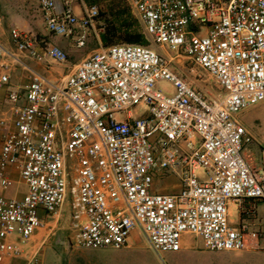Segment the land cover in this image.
Here are the masks:
<instances>
[{
    "label": "built area",
    "instance_id": "built-area-1",
    "mask_svg": "<svg viewBox=\"0 0 264 264\" xmlns=\"http://www.w3.org/2000/svg\"><path fill=\"white\" fill-rule=\"evenodd\" d=\"M75 2L40 5L46 31L80 48L99 8L82 4L78 16ZM128 2L155 44L183 55L213 85L122 43L92 51L57 80L31 73L23 92L8 91L14 130L1 141L0 188L14 170L26 191L0 196V264H40L37 252L28 255L30 238L43 227L54 235L63 211L81 249L120 250L138 230L158 256L177 252L183 234L210 252L264 251V145L250 166L242 153L252 139L236 119L264 101V0ZM10 40L30 59L66 61L60 48L38 50L17 29ZM4 57L18 61L0 44ZM8 83L0 64V89ZM139 106L144 114L131 116ZM175 170L177 191H152L157 172Z\"/></svg>",
    "mask_w": 264,
    "mask_h": 264
},
{
    "label": "rangeland",
    "instance_id": "rangeland-1",
    "mask_svg": "<svg viewBox=\"0 0 264 264\" xmlns=\"http://www.w3.org/2000/svg\"><path fill=\"white\" fill-rule=\"evenodd\" d=\"M90 4L96 5L99 8V17L95 22L94 29L89 28L86 30L84 45L76 48L71 38H64L66 48L53 44L52 46L60 48L65 53L66 61L64 64H58L48 58L41 61L28 58L26 63L28 66V81H30L31 73L40 74L48 80H53V76L56 77L57 72H61L64 76L73 68L71 60H73L74 54L78 53L84 56L90 53L92 49L97 50L101 47L127 43V39L132 36L133 32H137L143 36L144 43L141 45L154 51L162 59L169 61V66L174 72L180 74L182 77L188 75L190 78L199 75L202 80H206L205 84L209 87L213 85V81L183 55H176L166 46L155 44L144 33L143 26L131 10L128 0H92ZM15 13L21 17L25 16V18L30 16L36 22L37 29L39 28L41 31L46 32L40 0H0V30L4 33V43L0 41V44H4V47L10 49L11 52H15V49L10 40V31L17 29L22 33H27L26 29L28 28L24 24H12L10 22L9 16L15 15ZM25 21L27 20L25 19ZM48 36L50 37L52 34L47 32V35H42L38 31L36 40H31L33 47L38 50H43L49 46V44H45ZM103 36L106 37V45L102 41ZM7 58L4 57L2 60L5 61ZM139 114H144L142 108L139 109ZM237 117L238 120L241 118L243 125L247 127L248 136L252 139L251 144L245 145L242 153L243 157L250 166H255L257 149L260 145L264 144V101L248 107L239 113ZM159 173L164 174L159 175ZM156 175L158 176L154 177L152 191H177L179 186L178 170L157 172ZM9 179V187L3 189L9 194L4 197L21 199L25 194L26 187L19 179L18 173L12 174L9 176ZM232 218L234 220L236 218L233 208ZM56 227L58 231L54 235H47L48 229L43 227L31 236V238L36 237L39 240V247L37 246L38 248L33 252H37L36 258L40 264H71L72 261H67L68 253L85 251L73 245L69 232L66 230L65 211L60 216ZM135 232L130 234V237H132L131 245L126 249L118 251L127 257V261L123 264H174L172 254L163 253L158 256L149 248L145 240L140 239L142 238L140 232L138 230ZM187 236L191 237L192 235L187 234ZM105 252L111 253L115 251ZM240 252V257H235L227 253L216 254L203 250L197 256L198 260L203 261L205 264H264V251L243 250ZM191 256V260L184 261L182 264H197L195 255L192 254Z\"/></svg>",
    "mask_w": 264,
    "mask_h": 264
},
{
    "label": "crops",
    "instance_id": "crops-1",
    "mask_svg": "<svg viewBox=\"0 0 264 264\" xmlns=\"http://www.w3.org/2000/svg\"><path fill=\"white\" fill-rule=\"evenodd\" d=\"M24 1H28V0H24ZM91 1L92 0H76V2L74 3L75 13L78 16H80L81 5L82 4L93 5V4H90ZM25 19L27 21H25ZM9 20L12 24H19V25L24 24V25H26L28 28L26 29L27 33H25V34H27L28 38H30L31 40L32 39L36 40L38 31H40V33L42 35H47V31L43 32L39 28L37 29L38 26H37V24H35L36 22L34 20H32L30 16H27L25 18V16L21 17L15 13V15L9 16ZM0 41L4 43V33L2 30H0ZM45 44H49V45L57 44L62 48H66L64 37L59 36V35H52L50 37L48 36ZM2 46L4 47V44ZM4 48L8 53L13 54L16 57V59H18V61H15L9 57L5 61L4 60L0 61V64L7 66V71L9 73L8 85L6 87L0 89V118L4 119V123H5L3 127H0V147H1V141H2L3 135L7 132L14 130L13 114L11 112L10 106H9L7 99H6L7 92L8 91L23 92L25 86H27L29 83V81H28V66L26 65V63L28 61V57L25 56L24 54L17 52L16 50H15V52H11L10 49H8L6 47H4ZM92 51H95V50L92 49L90 51V53ZM88 54H86V55H88ZM86 55L83 56V55L78 54V53L74 54V58H73V60H71L72 66H75ZM38 75H40V74H38ZM183 75H185V74H183ZM40 76H42V75H40ZM61 76H62L61 72H57L56 77L53 76V80H51V81L57 80ZM185 78H187L188 80L191 79L188 75H185ZM140 108L143 109L142 106H139V107L133 109L131 111V116H133V117L141 116L139 114ZM143 112H144V110H143ZM117 117H118V119H124L125 118L124 115H118ZM236 119L239 122V124L244 126L241 118H239V120H238V117H236ZM244 128L246 130L247 127L244 126ZM14 173H17V172H15L14 170H10L9 176H11ZM160 174H164V173H159V175ZM156 176H158V175H156ZM7 194H9L7 191H4L2 188H0V196L1 197L6 196ZM229 208H230V220L234 221V218H232V208L234 209V205L230 204ZM135 231L136 230H133L132 232L136 233ZM131 238L132 237L129 236L126 246L123 247L122 249H126L131 245ZM137 239H139V238H137ZM140 239L144 240L143 238H140ZM38 243H39V240L36 237L31 238V240L28 243V249H27L28 255H30L31 252H33L34 250H36L39 247ZM79 249H81V248H79ZM122 249H120V250H122ZM81 250H85V251L68 253L67 254V261L68 262L72 261L71 264H123L124 262L127 261V257L123 253L118 252L120 250H113V249H109V248L96 249V250H87V249H81ZM105 251H115V252L107 253ZM201 252H203L201 239L197 236H194V235H192L190 237V236H187V234H183L181 237V240H180V249L177 252H167V253H170L173 255L172 257H173L174 264H182L184 261L191 260L190 258L192 257L191 256L192 254L195 255V259H196L197 264H205V263H203V261L198 260L197 254H199ZM212 253H216V254L227 253L228 255H233L235 257H240V255H241L240 251H225V252H212ZM164 254H166V253H164ZM20 262L13 261V264H20Z\"/></svg>",
    "mask_w": 264,
    "mask_h": 264
},
{
    "label": "trees",
    "instance_id": "trees-1",
    "mask_svg": "<svg viewBox=\"0 0 264 264\" xmlns=\"http://www.w3.org/2000/svg\"><path fill=\"white\" fill-rule=\"evenodd\" d=\"M102 41L105 45L107 44L105 36L102 37ZM127 43L141 45L144 43L143 36L140 33L133 32L132 36L127 39Z\"/></svg>",
    "mask_w": 264,
    "mask_h": 264
}]
</instances>
